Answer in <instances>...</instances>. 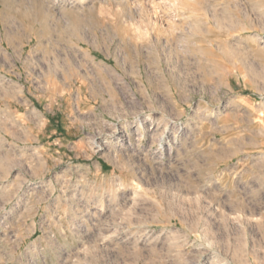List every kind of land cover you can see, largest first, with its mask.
Instances as JSON below:
<instances>
[{"label":"rangeland","instance_id":"374dc122","mask_svg":"<svg viewBox=\"0 0 264 264\" xmlns=\"http://www.w3.org/2000/svg\"><path fill=\"white\" fill-rule=\"evenodd\" d=\"M0 264H264V0H0Z\"/></svg>","mask_w":264,"mask_h":264},{"label":"crops","instance_id":"0c3cea01","mask_svg":"<svg viewBox=\"0 0 264 264\" xmlns=\"http://www.w3.org/2000/svg\"><path fill=\"white\" fill-rule=\"evenodd\" d=\"M18 90L21 92L23 100L25 99L26 105L28 106V111L35 113L36 105L40 104V98L46 100V95H40L39 91L31 84L17 85ZM54 116H52L53 118ZM59 128V126H56Z\"/></svg>","mask_w":264,"mask_h":264}]
</instances>
